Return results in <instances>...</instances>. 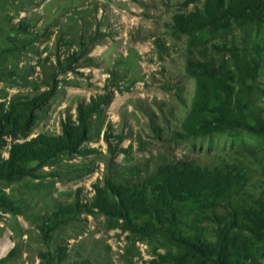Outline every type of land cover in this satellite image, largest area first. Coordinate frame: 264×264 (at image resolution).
I'll list each match as a JSON object with an SVG mask.
<instances>
[{"label":"rangeland","instance_id":"obj_1","mask_svg":"<svg viewBox=\"0 0 264 264\" xmlns=\"http://www.w3.org/2000/svg\"><path fill=\"white\" fill-rule=\"evenodd\" d=\"M205 1L0 0V105L48 95L31 132L18 133L17 141L61 134L65 122L77 121L81 103L113 91L93 116L80 153L33 163L30 176L0 180V197L12 205L0 206V264L52 258L58 264H176L183 248L153 219L128 221L94 204L98 188L118 202L108 181L140 190L160 167L177 161L212 175L215 190L205 204L216 201L219 214L246 213L261 224L254 235L243 225L255 224L239 218L237 231L255 264H264V136L225 130L185 137L182 128L197 90L190 63L230 61L237 51L261 63L264 83V25L259 31L235 26L217 37L176 29L175 17L204 11ZM13 143L4 137L0 160ZM227 175L238 177L232 188L220 180ZM78 204L64 220L55 219L59 208ZM200 205L186 210L181 227L187 234L195 231L193 220L202 225ZM215 233L208 230L206 240L215 244Z\"/></svg>","mask_w":264,"mask_h":264},{"label":"trees","instance_id":"obj_2","mask_svg":"<svg viewBox=\"0 0 264 264\" xmlns=\"http://www.w3.org/2000/svg\"><path fill=\"white\" fill-rule=\"evenodd\" d=\"M190 2L193 0H186V3ZM175 18L176 29L196 37H217L244 24L252 25L259 31L264 25V0H206L204 11ZM231 56L230 61L210 59L188 66L197 78V90L191 110L182 122L185 137H205L225 130L264 136V83L258 81L261 63L237 51H232ZM256 94L258 99H255ZM112 95L113 91L106 89L90 103H81L77 121L65 122L61 134H40L23 142L15 137L18 133L28 136L39 118L37 111L47 102L48 95L32 100L14 99L8 106L1 104L0 145H3L6 136L13 137L14 143L8 158L0 160V180L30 176L35 168L33 163L44 165L63 153H80L84 142L91 138L93 116L104 111ZM106 138L109 140L108 135ZM212 180L211 174L189 161L171 162L146 180L145 189L113 185L108 181V188L118 202L110 201L105 190L98 188L94 207L110 214H123L128 221L135 215L153 219L183 248L184 252L177 258L176 264H255L237 231L239 218L253 224L255 221L246 213L237 215V211L228 210L219 214L216 201L205 204L207 192L215 190ZM220 180L224 186L232 188L238 177L220 176ZM148 190L153 193L148 195ZM196 202L201 204L199 218L202 225L197 227L196 220L190 222V230H195L190 235L183 231L181 224L188 206ZM0 206L12 210L10 201L4 196L0 197ZM78 207L79 204L59 208L55 219L64 220ZM82 210L92 212V209ZM260 225L243 226L258 235L262 230ZM208 230H215V244L206 240ZM43 232L46 233L45 230ZM59 255L63 256L61 252ZM10 257L11 254L3 260ZM48 264L58 263L52 258Z\"/></svg>","mask_w":264,"mask_h":264}]
</instances>
